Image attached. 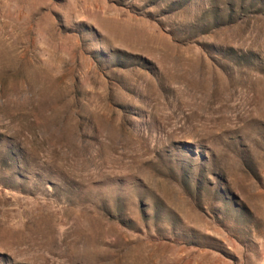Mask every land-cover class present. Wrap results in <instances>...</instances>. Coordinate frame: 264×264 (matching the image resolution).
<instances>
[{"label":"rangeland","instance_id":"obj_1","mask_svg":"<svg viewBox=\"0 0 264 264\" xmlns=\"http://www.w3.org/2000/svg\"><path fill=\"white\" fill-rule=\"evenodd\" d=\"M0 264H264V0H0Z\"/></svg>","mask_w":264,"mask_h":264},{"label":"trees","instance_id":"obj_2","mask_svg":"<svg viewBox=\"0 0 264 264\" xmlns=\"http://www.w3.org/2000/svg\"><path fill=\"white\" fill-rule=\"evenodd\" d=\"M187 244H189V243H187Z\"/></svg>","mask_w":264,"mask_h":264}]
</instances>
